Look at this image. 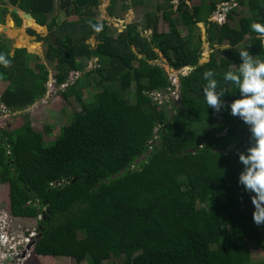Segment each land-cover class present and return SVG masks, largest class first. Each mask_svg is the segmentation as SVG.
Wrapping results in <instances>:
<instances>
[{
	"label": "trees",
	"instance_id": "trees-1",
	"mask_svg": "<svg viewBox=\"0 0 264 264\" xmlns=\"http://www.w3.org/2000/svg\"><path fill=\"white\" fill-rule=\"evenodd\" d=\"M173 1L159 3L142 30L129 24L114 36L107 21L93 13L99 0H0L1 25L7 15L21 25L12 7L47 28L46 37L31 29L27 34L47 45L46 58L56 63V87L66 86L71 74H82L63 94L66 101L75 95L82 111L73 114L54 144L44 140L51 129L36 132L27 116L18 129H0V185L9 186L11 214L42 217L37 256L77 264H264L254 255L264 251V225L253 220L254 193L239 184L244 169L239 153L252 145L251 133L231 115L230 104L241 97L223 79L242 63L241 50L264 60V45L249 27L264 24V0H202L194 7ZM119 2L132 6L110 0L111 18L117 17ZM219 5L228 8L223 24L212 20ZM56 11L79 20L59 24ZM161 19L169 32L160 30ZM89 21L103 25L102 31L95 32ZM202 23L213 48L203 65ZM7 32L20 47L32 43L23 32ZM92 37L94 48L87 43ZM0 53L11 61L8 68L0 65V84L9 83L0 104L24 112L46 97L49 73L36 63L38 56L13 50L2 35ZM160 53L176 71L196 68L180 76V100L163 105L152 95L166 96L173 84L156 64ZM93 59L96 67L86 71ZM207 70L226 91L220 112L208 108L204 97ZM90 87L97 93L85 104L81 91Z\"/></svg>",
	"mask_w": 264,
	"mask_h": 264
},
{
	"label": "rangeland",
	"instance_id": "rangeland-1",
	"mask_svg": "<svg viewBox=\"0 0 264 264\" xmlns=\"http://www.w3.org/2000/svg\"><path fill=\"white\" fill-rule=\"evenodd\" d=\"M100 6L98 10H94V15L96 16L97 20L102 21L105 20L108 23L110 34L117 36L118 33H122L125 31L126 26L129 24H137L139 26V30H142L146 27L147 21L149 17L156 11L157 6L159 3L165 4L166 0H141L137 4L132 5V2L128 0V4L132 5L129 7L126 6L125 8L122 7V3H118L116 7V14L117 17L111 18L107 12V7L109 6L110 2L106 0H99ZM181 0H174L173 3L178 7ZM190 7H194L196 5H200L202 0H187ZM224 5H219V11L215 13L212 17V20L215 22L221 23L219 20L221 17L219 14H221V11H224V14L226 15V12L228 9L223 10ZM2 5L0 4V8ZM10 11H13V8L10 7ZM58 12V11H57ZM55 12L54 17L56 18L57 22L59 24L63 23L64 21H78L79 17L76 15H73L71 17H66L64 12ZM57 13V14H56ZM10 16L7 15L5 19V24H2L0 26V35L3 36L4 40H7L10 45L12 46V49H15V45L20 47L17 44V40L11 39L8 36V32H3L2 27L7 26V28H10L11 31L17 32L20 34L21 32H25V24L22 20V23L20 26H17L15 21L14 23L10 22ZM161 16V15H160ZM13 19V17H12ZM14 20V19H13ZM160 30L162 32H169L170 28L168 23H166L163 19L160 20ZM222 24V23H221ZM36 30L39 29L34 23L33 25ZM200 28V34L202 35L204 44H203V58L201 60V63H207L210 61L211 54L213 52V48L210 46V44L207 42L208 36H207V27L204 23L199 24ZM31 30L36 31L34 28H30ZM181 31L183 35L188 34V29L185 27H181ZM41 37H46L48 35V30L42 31L41 29L36 32ZM152 31H148L146 33L147 37L151 38ZM32 43H35V37L31 41ZM41 45L39 48L35 46L38 53H32L29 52L32 55L38 56L39 60L36 62V60H33L32 62V68L36 66V63H41L45 65L48 73H49V82H48V93L46 97L40 101H38L34 106L30 107L24 112H12L11 114H7L4 116L2 122L0 120V127L1 129L6 128L9 130H14L22 127L26 121L25 116H27L32 124L33 129L36 132L43 133L45 129H51L49 133H45V142L47 144H54L56 139L60 136L62 128L68 126L71 121L73 114L81 112V106L78 104L75 95L72 94V96L69 97V99L66 101L63 97V94L66 93L71 86L74 85L76 80L80 79L82 77V74H71L70 78L68 80V83L66 86L58 88L56 87L55 82V76L57 75V69H56V63L54 61H49L46 58V51H47V45L44 43V41L40 42ZM88 44H90L93 48L96 46L97 41L94 37H92L90 40L87 41ZM35 45H37L35 43ZM229 41L226 42L225 46L228 47ZM30 46V42L25 44L22 48H26ZM243 49V48H241ZM28 51V49H27ZM161 59L156 62V64L162 66L165 68V70L170 74H172L173 77H175L178 82L176 83L177 89L175 94L172 95V99L179 101L180 100V87H181V81L180 76L181 75H188L191 73V71L186 68L183 71H176L171 68L169 61L160 53ZM36 62V63H35ZM97 59H93L89 62H87V69L92 70L96 67ZM183 73V74H182ZM9 86L8 80H3L0 84V93H3L7 87ZM83 95V100L85 104H89L93 101V97L97 93V90L94 89V87H90L89 89H83L81 91ZM176 101V102H177ZM1 113V112H0ZM5 202L8 204L9 202V188L8 186H0V203ZM25 223L29 226L31 231H33L35 228H37L36 220H30L26 221ZM32 251L34 253V246H31ZM255 257L258 260H262L264 262V251L255 252ZM38 260L41 264H77L73 259L71 258H52V257H38ZM85 264V263H84Z\"/></svg>",
	"mask_w": 264,
	"mask_h": 264
},
{
	"label": "clouds",
	"instance_id": "clouds-1",
	"mask_svg": "<svg viewBox=\"0 0 264 264\" xmlns=\"http://www.w3.org/2000/svg\"><path fill=\"white\" fill-rule=\"evenodd\" d=\"M89 24L95 32L102 31L103 25L93 24L91 21ZM249 27L251 32L257 34L256 39L264 45V24L253 22ZM239 56L242 63L236 71L228 70L223 79L234 84L241 97L230 104L231 115L248 125L251 133L252 145L246 153H239V161L244 165L239 184L246 192L254 193L251 196L255 209L253 220L260 226L264 225V60L259 56L253 57L248 50H241ZM0 65L5 68L11 65L10 59L3 53H0ZM214 76L212 70L203 73V78L207 81L203 93L208 108L220 112L225 106L221 98L226 91L218 88Z\"/></svg>",
	"mask_w": 264,
	"mask_h": 264
},
{
	"label": "built area",
	"instance_id": "built-area-1",
	"mask_svg": "<svg viewBox=\"0 0 264 264\" xmlns=\"http://www.w3.org/2000/svg\"><path fill=\"white\" fill-rule=\"evenodd\" d=\"M221 19L219 20L222 24L226 22V17L223 15H220ZM171 76V81L173 86L169 89L168 94H153L152 97L156 102H159L161 105L164 104V102H172L177 101L172 99V95H176V83L178 80ZM64 87V86H63ZM0 120L2 122L4 116L7 114H11L10 111H8L4 106L0 104ZM1 129V127H0ZM53 186H59V184H52ZM42 219L41 216H39L36 220L37 228H35L33 231L29 228V226L25 223L24 220L30 221L34 219L29 218H20L12 216L9 212V210H4L0 208V264H6L8 261L13 260L15 255H21L24 253H27V256L30 252H33L30 250L31 246H35L37 243V240L39 239V229H38V222ZM16 223L20 224V226H17ZM23 226H26L27 229H24Z\"/></svg>",
	"mask_w": 264,
	"mask_h": 264
},
{
	"label": "water",
	"instance_id": "water-1",
	"mask_svg": "<svg viewBox=\"0 0 264 264\" xmlns=\"http://www.w3.org/2000/svg\"><path fill=\"white\" fill-rule=\"evenodd\" d=\"M106 1L110 2V0H106ZM13 11H14V13L18 14V15L24 20V24L26 25V26H25L26 29H27V28H34V29L36 30V28H35L34 26H32L33 23H34L39 29H43V28L45 29L44 26H41V25H39V24L36 22V20L34 19V17H33L30 13L23 12V11H21V10L18 9V8H14ZM10 19H11L10 22L14 23V20L12 19L11 16H10ZM26 20H27V22H26ZM0 26H1V25H0ZM7 30H8L7 26L2 27V31H3V32L6 33ZM45 30H46V29H45ZM46 31H47V30H46ZM36 32H38V31L36 30ZM36 44H40V45H41L40 42H37ZM14 48L17 49V48H22V47H18L17 45H15ZM28 52H30V51L28 50ZM140 58H143V56H140ZM203 64H205V63H201V65H203ZM188 69H189L190 71H194L196 68L193 67V66H190V67H188ZM182 74H183V73H182ZM180 90H181V87H180ZM189 153H192V152H189ZM194 153H195V152H194ZM144 159H146V158H143L142 160H144ZM142 160L138 161V164H140ZM122 177H123V175H119V176H118V178H122ZM112 179L115 180V179H117V177H113ZM106 184H108V182H106ZM41 237H42V234L39 236V238H41Z\"/></svg>",
	"mask_w": 264,
	"mask_h": 264
},
{
	"label": "flooded vegetation",
	"instance_id": "flooded-vegetation-1",
	"mask_svg": "<svg viewBox=\"0 0 264 264\" xmlns=\"http://www.w3.org/2000/svg\"><path fill=\"white\" fill-rule=\"evenodd\" d=\"M12 17V16H11ZM22 19V18H21ZM23 20V19H22ZM24 21V20H23ZM28 29H30V28H25V34L27 35V36H29L28 34H27V30ZM36 32V31H35ZM31 39H33L35 36H29ZM38 41H37V39H36V37H35V43H37ZM26 49V48H25ZM0 186H3V185H0ZM8 188H9V186H8ZM10 195V194H9ZM9 205H10V198H9ZM6 204V203H5ZM42 220V219H41ZM40 220V221H41ZM16 225L17 226H20V224H18V223H16ZM24 227V229H27V227L26 226H23ZM41 231V230H40ZM39 231V232H40ZM40 235H41V233H40ZM39 235V236H40ZM29 248H31V247H29ZM30 250H32V248L30 249ZM38 257L39 256H37L36 254H34L33 252H30L29 253V255L27 256V253H24V254H21V255H15L13 258H15V259H13V260H10V261H8L6 264H41L40 262H39V260H38Z\"/></svg>",
	"mask_w": 264,
	"mask_h": 264
},
{
	"label": "crops",
	"instance_id": "crops-1",
	"mask_svg": "<svg viewBox=\"0 0 264 264\" xmlns=\"http://www.w3.org/2000/svg\"><path fill=\"white\" fill-rule=\"evenodd\" d=\"M232 4H229V6H231ZM228 6V5H227ZM225 7V8H224ZM14 9V8H13ZM224 9H228L225 5L223 6V10ZM22 11V10H21ZM24 12V11H23ZM57 12V11H56ZM59 12V11H58ZM57 12V13H58ZM56 13V14H57ZM18 15V14H17ZM220 15H223L224 17H226V15L225 14H219V16ZM19 16V15H18ZM20 17V16H19ZM56 17V16H55ZM21 18V17H20ZM27 22V21H26ZM45 27V26H44ZM45 29L47 30V28L45 27ZM17 33V32H16ZM25 36H27L26 34H25ZM208 36V35H207ZM208 40V39H207ZM14 50V49H13ZM0 208L1 209H4V210H9V212H10V214H11V211H10V205H9V203L8 204H5V202H3V203H0ZM12 215V214H11ZM13 216V215H12Z\"/></svg>",
	"mask_w": 264,
	"mask_h": 264
},
{
	"label": "bare ground",
	"instance_id": "bare-ground-1",
	"mask_svg": "<svg viewBox=\"0 0 264 264\" xmlns=\"http://www.w3.org/2000/svg\"><path fill=\"white\" fill-rule=\"evenodd\" d=\"M26 21H27V20H26ZM8 30H10V28H8ZM10 31H11V30H10ZM25 44L28 45V43H25ZM30 46L33 47V48H35V46H37V45H35V43H30ZM30 46H29V47H30ZM29 47H27V49H28ZM35 49H36V48H35Z\"/></svg>",
	"mask_w": 264,
	"mask_h": 264
}]
</instances>
